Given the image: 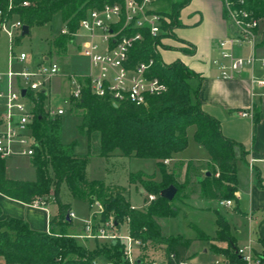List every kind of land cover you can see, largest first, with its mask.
Segmentation results:
<instances>
[{"label":"trees","instance_id":"16d2710c","mask_svg":"<svg viewBox=\"0 0 264 264\" xmlns=\"http://www.w3.org/2000/svg\"><path fill=\"white\" fill-rule=\"evenodd\" d=\"M23 1H27L28 5L22 6ZM115 1L117 0H12L11 13L29 26V29L49 23L54 14L60 13L69 32H73L88 9ZM152 1L153 5L156 1L168 2V11L155 8L165 18L162 22L164 32L157 38L144 32L143 40L130 50V57L134 63L153 58L150 74L158 77L166 85V90L159 95H148L144 104L135 105L127 100L113 103L109 96H97L85 86L80 98L70 101L81 111L78 114L81 118L78 129L86 136L87 154H76V140L68 143L61 141L59 116L44 111L46 94L40 91L36 97L30 95L33 113L31 128L37 141L30 159L36 171V179H8L5 176L4 158H0V193L27 204H33L37 200L46 201L52 196L57 202L58 212L51 221L49 232L32 230L20 218L6 217L0 220V258L3 264H126L122 258L124 241H108L89 249L67 233L68 206L59 200L62 183L67 185L73 197L101 209L99 221H111L116 228L122 224L127 225L128 234L139 241L137 250L140 253L136 264H150L154 259L147 256L146 250L158 249L160 246L164 247L165 258L170 254L175 255L174 262L186 257L192 240L176 235L164 236L157 220L177 214L173 201L180 195L179 182L176 175L168 171L166 162L186 148L187 128L191 125L195 128L194 140L209 154L208 163L202 160L186 163L187 171L189 168L195 172L205 170L201 172L202 179L197 182L201 196L207 200L236 199V161L238 157L245 158L247 152L242 144L222 134L217 119L202 111L196 98L198 85H191V80L200 82L199 74L179 59L171 63L164 62L154 46L161 37L173 36L174 28L181 26L180 10L190 0ZM233 1L235 9L247 12L248 20L256 19L264 26V0H242L241 3ZM6 4L7 0H0V8H4ZM70 43L72 37L69 34L59 33L53 39L51 47L57 55L64 56ZM161 45L168 49L166 44ZM260 46H264V36ZM180 51L193 55L195 49L186 43V47ZM47 56L50 58V55ZM257 120L258 116L255 117V121ZM115 154L155 161L160 180L141 171L130 172L128 175L130 185L136 189L141 188L145 196H156L143 210L132 207L128 189L108 187L99 180L86 178L89 156L107 157ZM206 172L210 175L207 176ZM256 180L264 188L259 175ZM188 182L186 178V183ZM169 185H174L177 189L171 201L159 195ZM215 215V234L209 239L211 251L240 263L235 253L236 239L231 234L229 223L216 210ZM55 226L59 233L54 231ZM197 232L200 236V232ZM262 245L264 246V241Z\"/></svg>","mask_w":264,"mask_h":264},{"label":"built area","instance_id":"2783aa9c","mask_svg":"<svg viewBox=\"0 0 264 264\" xmlns=\"http://www.w3.org/2000/svg\"><path fill=\"white\" fill-rule=\"evenodd\" d=\"M221 1L226 17L235 24L238 33L233 37H225L217 41L220 59H215L212 63L219 69L220 77L232 79L245 67L253 68L256 61H259L264 69V57L258 58L255 53L240 56L232 51L233 46L244 44H249L254 49L256 30L260 22L256 19L248 20L246 11L234 8L235 1ZM236 2L241 3L242 0ZM21 5L26 6L28 2L23 1ZM12 8V0H7L6 6L0 8V31L8 39V68L5 73H0V82L4 84L0 89V106L3 108L0 112V158L9 155L33 156L37 141L33 137L31 128L33 113L30 95L36 97L42 89L46 92L49 83L60 73V64L49 57L41 58L40 61L32 64L28 61L26 52L14 53L13 45L21 35L23 23L11 13ZM163 20H165L164 16L155 11L152 0H117L113 3H105L101 7L88 9L73 32H69L64 24L60 33L69 34L72 37V43L69 45L75 46L78 54L86 57L89 62L88 73L68 76L69 94L65 102L80 98L85 86L97 96H109L116 104L127 100L135 105H142L146 96L163 93L166 85L158 77L150 74L153 58L134 63L130 57V50L143 40L144 32L153 38L164 32ZM163 38L161 37L159 42L154 44L158 53V46L163 44ZM14 61L20 64L18 69L12 67ZM250 83L252 88L258 89L257 92L251 91V96L264 100V75L252 76ZM22 88L26 89L24 96L20 94ZM63 113L62 107L50 111V114L56 116ZM239 115L253 116L252 112L247 111H241ZM155 197L154 194L147 195V203ZM231 203V200L220 201L222 206H230ZM33 205L44 206L45 201L37 200ZM97 209V214L83 221L82 233L74 237L107 242L123 240L125 242L123 261L126 264H136L137 256L134 255V250L139 246V241L132 238L128 231L123 234L118 232L111 221H99L101 209L98 206ZM67 216L75 218L73 211H68ZM235 253L240 263L230 261L223 256L222 261L214 259L211 264H264L263 245L256 249L249 241L245 245L236 247ZM174 260L175 255L170 254L168 258L163 257L162 262L157 263L154 260L150 264H191L188 257L175 262Z\"/></svg>","mask_w":264,"mask_h":264},{"label":"crops","instance_id":"0c3cea01","mask_svg":"<svg viewBox=\"0 0 264 264\" xmlns=\"http://www.w3.org/2000/svg\"><path fill=\"white\" fill-rule=\"evenodd\" d=\"M179 20L181 22L180 27L183 28H179V30H176L177 35L175 36L181 42H185V44L189 43L194 46L195 52L193 55H187L183 54L180 49H178L179 51L175 53L176 55L171 52V55L176 56L174 59L163 61L166 63H171L174 60L179 59L191 70L199 74V76L201 77L200 82L198 83L197 80H191V85L193 87L198 85L196 98L200 103L202 111L217 119L220 123V130L222 134L225 137L242 144L245 151L247 152L245 158L238 157V160L236 161V199L232 201L230 206L224 207H233L234 213L239 216L241 215L246 220V226H244V228L242 229L238 228L235 225H231L226 220L230 225L231 234L236 239V247L245 245L246 243L251 241L254 244V247L256 249H259L262 245V241H264V188L259 185L256 177L257 175H259L261 178V183L264 185V101H261V99L259 98H253L251 96V91L257 92L258 89L256 87L252 88L250 79L252 76H263L264 69L261 66V63L259 61H256L253 68L245 67L232 79H222L220 77L219 69L212 63L213 60L220 59L219 49L217 48V41L221 38L233 37L238 33V29L235 28L236 26H234L235 24L226 17L221 0H190V2L180 10ZM163 43L166 44L165 41ZM232 51L235 55L240 56H248L252 53H255L256 55V52H259L263 54L260 58L264 57V51L261 46H258L257 43L255 44L254 49H252L251 45L244 44L242 46H233ZM41 56V58L44 59L48 58V56L44 54ZM34 57L35 56L28 57L29 62L34 60L32 64L38 62ZM12 67L14 69H18L20 67V64L14 62ZM5 72L6 71L2 73ZM3 85V82H0V89L3 88ZM53 89L54 88H52L50 84L45 92L46 96ZM2 109V106H0V112L2 111ZM241 111L252 112L253 116H240L239 113ZM256 116H258L257 121H255ZM193 133L194 130L192 132V139L193 141H195ZM195 143L197 142L195 141ZM195 145H197L196 147L198 151L195 152L194 155L184 156L181 154L187 148V144L184 150L175 154L170 160H168V162L177 161L185 162L186 164L187 162L202 160L205 163H208V152L198 143ZM75 152L78 155H83L78 153L76 148ZM11 156L23 157V155H9L4 157V163L6 158ZM28 158L30 160L28 168L33 170V173L35 174L34 178L30 175L31 173H28V176L21 177H9L7 174H5V176L8 179L12 180H35L36 171L30 157ZM102 158L105 159V161H108L109 159L117 160L128 157L115 154ZM152 163L156 167L155 161H153ZM138 171H141L146 175H154L155 179H158L159 174L157 172V167L149 173L142 171L141 169H139ZM189 171H192L191 168H189ZM204 171L205 170L202 169L200 170V173ZM129 173L130 172H128L127 175H129ZM86 178L88 180H95L90 179L87 176ZM128 185L130 201V186H134L130 185L129 183ZM139 190L142 192L141 188ZM51 200L53 199H51V197H48L45 201L44 206H35L33 204H27L16 199H12L0 193V220L6 217L20 218L24 220L32 230L47 232L48 230H51V221L58 212L57 203L54 208L50 206L49 202ZM82 201L87 203V201L85 200ZM183 202L189 205L186 199H183ZM207 202L212 203V200H207ZM132 207L137 209L141 208L135 207L133 205ZM210 208L211 205L208 206L207 211L208 209L210 210ZM68 211L72 210L70 209ZM180 215L186 218L188 216L186 212ZM66 217L69 222V224L66 226L67 233L73 236L81 234L83 221L86 219L81 218L80 224H77L78 227L80 226L79 229L76 227L72 230L71 228L74 227L73 220H75V218H69L68 216ZM125 232H127V228L122 233ZM206 234L209 235L208 233ZM214 234L215 228L212 235L209 236H213ZM185 239L192 240L189 247L192 244L198 245L200 243H204L205 245H207L205 241L198 240L196 238V234L194 235V237ZM86 241H94L95 245L99 243V240ZM189 247L186 253V257H188ZM208 251L212 252L207 245V247H204L203 252L206 253ZM212 255L220 254L213 253ZM220 256L223 257L224 255ZM0 264H3L1 258Z\"/></svg>","mask_w":264,"mask_h":264},{"label":"rangeland","instance_id":"374dc122","mask_svg":"<svg viewBox=\"0 0 264 264\" xmlns=\"http://www.w3.org/2000/svg\"><path fill=\"white\" fill-rule=\"evenodd\" d=\"M154 8L158 10L168 11L169 5L166 1H156L154 2ZM16 18V17H14ZM233 23V22H232ZM64 22L61 18L60 13L53 15L51 21L42 26H34L30 28L29 33L24 36H19L13 45V51L15 54L20 51L26 52L28 57L35 56L37 61L41 60V55H50V58L60 64V73L58 76L52 79L48 87L52 86L54 88L43 101L44 111L50 112L54 111L57 107H62L64 113L58 117L61 124V141L63 143H68L76 140L78 145L76 146L77 152L80 154H87V139L85 135L79 132L78 125L80 124L81 118L80 110L74 107V102L65 101L69 94V75H79L86 74L89 70V62L86 57L78 54L75 46H69L67 53L64 56H59L52 49L51 44L53 39L60 33L63 28ZM235 26V25H234ZM182 29L183 27H175L173 30V36L164 37L168 49H164L161 45L159 47V53L162 60H172L176 56L178 49L186 47L184 42H181L176 38V30ZM237 28V27H235ZM176 33V34H174ZM264 36V26L260 23L255 35V44L260 46L261 41ZM264 51V46H261ZM165 52V53H164ZM173 54L175 55H171ZM263 54L256 52V56L260 58ZM8 39L6 35L0 31V73L6 71L8 67ZM33 60V59H32ZM34 61V60H33ZM31 61V63L33 62ZM16 62V61H14ZM27 101V100H26ZM264 101V100H261ZM194 126L191 125L187 128V138L189 143L185 151L181 154L184 156H192L198 151L197 143L192 139V132ZM153 160L150 159H139V158H121L117 160L105 161L102 157L89 156L87 162L86 176L90 179H95L103 182L105 186L108 187H123L129 189L128 185V172H137L139 169L145 172H152L156 167L152 163ZM30 160L28 157H18L11 156L7 157L4 163L6 167V172L9 177H21L28 176V173L34 178L35 174L33 170L28 168ZM168 166V171L176 175V179L179 182V192L180 195L176 197L173 201L174 206L177 208V214L173 217L160 218L158 223L161 227V233L164 236L176 235L183 238H191L196 234V238H203L206 244L210 247L209 239L213 238L212 235L215 228V210L218 211L222 217L227 220L231 225H235L242 229L246 226V220L240 215L234 213L233 207L227 208L220 205V199L212 200V203H208L207 199L201 196V191L197 182L202 179L200 170L195 172L187 171L185 162L171 161L166 162ZM189 170V169H188ZM190 172V173H189ZM192 172V173H191ZM158 179L160 180V173L158 172ZM186 178L189 182L186 183ZM185 182V183H184ZM184 183V185H183ZM51 200L49 202L50 206L54 208L56 205V200L54 197L50 196ZM186 199L189 205L183 202ZM59 200L62 204L68 206V210H72L75 214V220H73V226L71 229L76 227L79 229L77 224H80V219H89L93 214L98 213L97 206H89L86 202L73 197L65 183H62L59 189ZM130 202L135 207H141L143 210L147 204V198L139 189L130 186ZM211 205L210 210L207 208ZM218 208V210H217ZM186 212L187 218L181 216L180 214ZM190 215V216H189ZM83 219V220H84ZM127 228L126 224H122L117 228V231L123 234L124 230ZM246 228V227H245ZM54 231L59 233L58 228L55 227ZM200 232V236L198 232ZM209 235H207L206 233ZM79 244L84 245L89 249L95 248L94 241H86L85 239H76ZM123 241V240H122ZM107 242L106 240H99V245ZM205 245L204 243L192 244L189 247L188 259L191 264H211L214 259L223 260L220 255H212V252H203ZM224 245V243H220ZM242 245V244H240ZM158 248V247H157ZM164 247H159L158 249H147L146 254L150 259H154L155 262L160 263L164 257ZM139 250L135 248L134 255L138 256Z\"/></svg>","mask_w":264,"mask_h":264},{"label":"water","instance_id":"95a60500","mask_svg":"<svg viewBox=\"0 0 264 264\" xmlns=\"http://www.w3.org/2000/svg\"><path fill=\"white\" fill-rule=\"evenodd\" d=\"M29 30H30V29H29V26L23 24V25H22V28H21V36L27 35V34L29 33ZM41 92H42V93H45V90L42 89ZM25 93H26V89L22 88V89L20 90V94H21V96H24ZM205 174H206L207 176L210 175L209 172H206ZM176 192H177L176 187H175L174 185H169V186H167L166 188L162 189V190L160 191L159 195H160L162 198H164V199H166V200H168V201H171V200L174 199V197H175V195H176Z\"/></svg>","mask_w":264,"mask_h":264}]
</instances>
